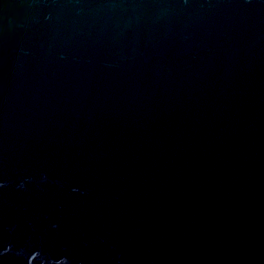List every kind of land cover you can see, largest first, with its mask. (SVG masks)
<instances>
[{
	"label": "water",
	"instance_id": "1",
	"mask_svg": "<svg viewBox=\"0 0 264 264\" xmlns=\"http://www.w3.org/2000/svg\"><path fill=\"white\" fill-rule=\"evenodd\" d=\"M0 264H264V0H0Z\"/></svg>",
	"mask_w": 264,
	"mask_h": 264
}]
</instances>
